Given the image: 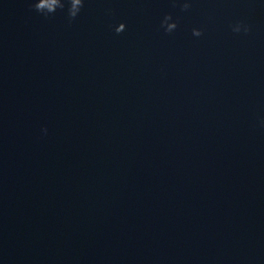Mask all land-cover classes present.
Here are the masks:
<instances>
[{"label": "water", "instance_id": "1", "mask_svg": "<svg viewBox=\"0 0 264 264\" xmlns=\"http://www.w3.org/2000/svg\"><path fill=\"white\" fill-rule=\"evenodd\" d=\"M32 2L0 0V264H264V0Z\"/></svg>", "mask_w": 264, "mask_h": 264}, {"label": "clouds", "instance_id": "2", "mask_svg": "<svg viewBox=\"0 0 264 264\" xmlns=\"http://www.w3.org/2000/svg\"><path fill=\"white\" fill-rule=\"evenodd\" d=\"M30 7L45 17L55 14L58 10L66 9L67 16L71 22L80 14L82 8L84 7V0H33ZM181 7L182 10L187 11L190 9L191 4L189 2H184ZM161 27L166 33H172L177 29L178 25L169 14L165 15L161 21ZM125 29L126 25L124 23H119L114 30L117 34H119L124 32ZM232 31L235 33H240L241 31L248 33L250 31V27L243 22H238L232 26ZM192 34L193 36L200 37L203 33L200 29L194 28L192 30ZM44 131L46 132L47 129H44Z\"/></svg>", "mask_w": 264, "mask_h": 264}]
</instances>
